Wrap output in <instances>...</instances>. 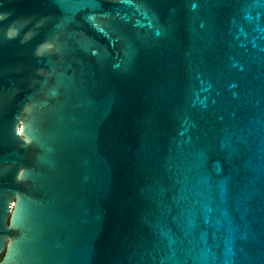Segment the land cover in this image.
Instances as JSON below:
<instances>
[{
  "label": "water",
  "instance_id": "1",
  "mask_svg": "<svg viewBox=\"0 0 264 264\" xmlns=\"http://www.w3.org/2000/svg\"><path fill=\"white\" fill-rule=\"evenodd\" d=\"M0 264H264V0H0Z\"/></svg>",
  "mask_w": 264,
  "mask_h": 264
},
{
  "label": "trees",
  "instance_id": "2",
  "mask_svg": "<svg viewBox=\"0 0 264 264\" xmlns=\"http://www.w3.org/2000/svg\"><path fill=\"white\" fill-rule=\"evenodd\" d=\"M2 254H0V257H1Z\"/></svg>",
  "mask_w": 264,
  "mask_h": 264
}]
</instances>
